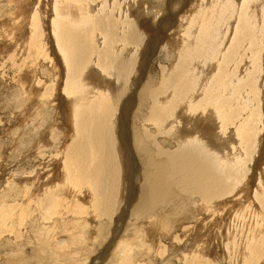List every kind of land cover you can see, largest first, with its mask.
<instances>
[{"label": "bare ground", "instance_id": "1", "mask_svg": "<svg viewBox=\"0 0 264 264\" xmlns=\"http://www.w3.org/2000/svg\"><path fill=\"white\" fill-rule=\"evenodd\" d=\"M179 15L176 27L172 17ZM147 16L160 34L172 36L163 48L160 77L143 81L159 47L144 28ZM29 20L24 48L19 41L22 51L0 47V74L14 69L24 89L23 98L20 93L14 99L19 112L7 118L23 139L22 119L29 116L34 147L24 148L23 175L8 177L10 202L0 205L15 215L38 212L40 222L43 213L63 218V210L72 212L77 217L70 222L83 225L74 238L93 245L90 251L99 239L96 220L118 217L128 227L105 249L122 264L134 261L136 236L149 246L157 242L151 223L168 232L159 216L164 210L181 213L166 215L184 225L181 236L174 235L178 244L198 228L191 223L218 219L226 258L264 264V174L253 195L250 182L264 146V0H37ZM2 128L0 137L11 129ZM32 152L43 156L42 168L31 169ZM51 164L62 169L51 175ZM45 226L33 229L50 248ZM190 243L180 254L185 264H213L210 248L195 250Z\"/></svg>", "mask_w": 264, "mask_h": 264}, {"label": "rangeland", "instance_id": "2", "mask_svg": "<svg viewBox=\"0 0 264 264\" xmlns=\"http://www.w3.org/2000/svg\"><path fill=\"white\" fill-rule=\"evenodd\" d=\"M18 1L21 2V4L19 3L20 6L17 3V0L16 1L15 0H0V17H1L0 18L1 19L0 20V24H1L0 25V34L1 35L3 34L2 38H0V47H4L7 53H10V51H12V50H15V51H18V49H19V51L23 50V49L19 48L18 46L21 47V45L23 44V48H24V45H25V42H26L25 37H27V35L29 33V27H30L29 18L32 16V13L34 12L35 4L37 2V0H34V1H32V3H30L28 5L27 1H29V0H18ZM9 3H11L12 5H10ZM7 6H8V8H6ZM4 10L7 11V12L5 13ZM16 10L17 11L20 10V11L19 12H15ZM183 14H184V12H183ZM9 15H10V17H9ZM6 16H7V18H6ZM20 17H24V18H20ZM179 17H180V15L177 18L176 17H172L173 21H174L173 24L176 27L179 26V24L181 22V18H179ZM17 18H19V19H17ZM25 19L27 20V22H26ZM142 19H144V21L142 20L143 24H144V28L145 27L148 28L153 34L150 38L153 39V38L157 37V44L159 43L158 44L159 47L157 49L155 57L152 59L150 65L148 66L147 71H146V73L144 75V78H143L144 80L143 81H146L148 76H155L157 74L160 77L159 64L163 63V61L166 60V54H167L166 50L163 49V48H164L165 43L171 38L172 35H170V33L165 32V31L162 32L161 33L162 35H161L158 32L157 27H155L156 24L153 25V22L151 21L152 19L150 20V17L147 16V17L142 18ZM148 19H149V21H148ZM19 20H21V21H19ZM46 22L48 23L47 20H46ZM46 25H48V24H46ZM19 28H21V29H19ZM1 35H0V37H1ZM173 36H175V35H173ZM20 39H22V40H20ZM19 41L22 44L19 43ZM15 45H16V47H15ZM53 48L56 51V48H55L54 45H53ZM0 63H1V61H0ZM13 70L14 69H12V70L11 69H7L6 70V74L3 73L4 74L3 76H2V74H0V123H1L0 126H1V129H3L2 126L5 124V126H8V127L11 128V129L8 130V132H9L8 135L9 136L6 135V134H5L6 135L5 136L4 133H3L2 134L3 136L0 137V200H1L0 202H2V203H3L4 199L5 200H9L8 203L10 202V199L7 198V196H6V195L10 194L9 186H6V181H7L8 177L14 176L16 173H20V175H23V173H22L23 166L27 165V160L25 158V155L27 153L26 154H22V152L24 153L26 151L24 148L25 147H29V146L31 147V144H32V147H34V145H33L34 144V135H33L32 132H30L31 129H32V124H29L30 122L28 123V121H30L29 116L27 118H23L22 119L23 125H25V124L27 126L29 125L28 128L31 126L29 129L27 128L26 125L23 126V127H25L24 130L27 128L25 130V132L23 130L22 134L25 136L23 139L20 138L19 135H16V136L14 135L13 131L15 130V128L17 129V126L13 125L12 122H11L12 125H9V123H8V118L7 117L11 113H13V111H14V113H18L19 112V109L16 108V103H15L14 99H17V96L19 98V94L20 93H21V96H22L21 98H23V91H24V89L21 88L20 83H18L17 80L14 79ZM159 77L157 76L156 79H158ZM20 89H22V91H20ZM24 111L27 112L26 108H24ZM46 112H47V110H46ZM46 112H45V114H46ZM21 115L23 117L27 116L26 114H24V115L21 114ZM46 115H48V114H46ZM25 119H27V120L25 121ZM49 120H50V117H48L47 121L49 122ZM3 121H4V123H3ZM65 122H66V120H65ZM49 124H50V122H49ZM20 125H22V124H20ZM5 137H7V138H5ZM55 137L60 139L61 136H58L56 134ZM61 138H63V137H61ZM49 141H52V140L49 139ZM14 147H16V148H14ZM260 150L261 151H260L259 157L255 158V160H254V162L257 161L256 166L253 169L254 171L252 170L251 174H250V176H251L250 177V182L252 184L251 195H253V193L255 192V189H256V187L258 185L257 178H258L259 173H263L264 174V146H263V144H262V147H261ZM8 153H10V155ZM33 154H34V152H32L31 156H32V158L34 156H36L35 157L36 161L34 162V165L31 167V169L33 167L35 168L36 166L40 167L38 162L40 164L44 162L43 161V156H42V158H40V156L35 155V154L33 155ZM45 156L48 157V154L45 155ZM49 157H50V155H49ZM254 162H253L252 166H254ZM51 167H52V169H50ZM40 168H42V167H40ZM49 169H50L51 175H53V174H56V172H54L55 170L56 171L58 169L61 170L62 168H61V165H59V164H51ZM12 170H13V172H12ZM51 170H53V173H52ZM50 172L48 174H50ZM126 186H128V184H126ZM138 186L139 185L137 184V187ZM128 188H129V191H128V193H129L131 191V187H127V189ZM171 199H174V198H171ZM21 204H23V202ZM179 207H183V206H179ZM195 207L198 208L199 206H195ZM0 210H1L0 212L2 213L1 217H0V264H42V263L43 264H47L48 262H49L48 264H76V263L72 262V260H74L75 258L80 259L78 264H94V262H96L95 264H113V263L122 264V263H120V260L111 261L110 258H111V252H112L111 250L112 249L110 251L105 249V246L107 244L106 241L110 242L109 244H111V245L115 244L117 239L120 238V236H118V235H120L119 232L123 233L124 232L123 229H125V227H128V226H125V224L123 222L120 223V221H118V217H117V219L115 221L106 220V219H103V220H98L97 219L96 220V218L94 219V222L96 220L94 226L96 227L97 238H99V239L95 242L94 248L90 251L89 247H91L93 245L88 244L86 240H84L83 242L77 243L75 238H74V233H77L78 231H80V228H83V225H81L82 223H80V222H78V223L70 222V219H73V218L77 217L72 212L68 213L67 210L66 211L63 210V212H64L63 215L67 216V217L64 216L63 218H62V216L58 215V212H56L51 217L53 219H51L48 216V214H46V213L44 214L43 213L44 220L41 219V222H40V218H39L40 214L38 212L33 213V215H32L33 217L32 216L29 217V214L27 213L26 215H27V217H29V218H27L26 215L23 216L21 213L15 215L13 210H10L7 207V205H4V206L0 205ZM3 210H5V212H3ZM160 211H161V209H160ZM171 212H173L175 214H178V216L181 215L180 212L177 213L175 211H172L171 209L164 210V212H161V214L159 215L161 217V221L165 222L164 224H167V226L169 224L167 229H165V230H168L167 233L165 231L162 232V230H164L163 229L164 225H161L159 223L158 224H154V223L150 224V225H152V226H150V231L152 230V232L154 234H156V237H158V240H157V242L155 244H153L152 246H149V244H151V243L146 238L144 239L143 236L142 237L140 236V238H138V236H136L137 240L135 239L134 240L135 242L132 243V246H133V249H134L135 252H133V249L131 250V252H132L131 254H133V258H134V259L132 258V260H134V261H132L130 264H185L184 261L182 259H180L181 255L183 254L181 252H183V251L188 249V247H185V246H188V243H190V242L187 243V241L189 239H191V238H192V241H193V244L190 243L191 245H193L191 247L192 249H195V246H197V245H199V247L197 246L196 249H199V248L201 249L202 247H206L207 250H208V248H210L208 250V252H210V257L213 260L212 261L213 264H216V263H218V264H228V263L229 264H233V262H235L234 264H237L239 262L236 258L232 259L231 261H230L229 258H226L227 251H226V249H224V245H223L225 238L222 235L220 236V229H217L218 228L217 224H215V221L217 222L218 219L217 220H212L211 222L209 221L207 223L204 222L205 224L201 223V225H199V223H197V222L191 223V224H195L193 226H197L198 225L197 226L198 228L195 230L194 234L191 235V233H190L191 237L188 235V239L187 240L184 241L182 239L184 241V243L178 244V241H175V239H176L177 235L181 236V234L183 233L184 225H182V223H179V222L172 224L169 221V219H167L168 217L166 216L167 214H171ZM3 216H5V219H4ZM7 216H8V219H7ZM48 217H49V219H48ZM53 220H54V222H53ZM105 220H106V222H105ZM151 220H153V218H148L147 221L149 222ZM156 220H153V221H156ZM15 221H16V223H15ZM60 221L63 222V223H61ZM157 221L160 222V220H157ZM39 222H40V224H39ZM108 223L109 224L111 223L113 226L110 224V226H111L110 227ZM41 224H43V225L40 226ZM58 224H59V226H58ZM184 224H186V223H184ZM22 225L23 226L26 225L27 227L26 226L23 227ZM45 225L48 226V227H46ZM116 225H118V226H116ZM225 225H226L225 222L222 223V226H225ZM231 225H230V222H227V228L233 227V224H231ZM20 226H22V227H20ZM43 226H45L46 229H48L47 230V234L49 236H51V238H48V242L50 243V246L52 245L50 248H47L45 246L44 243H46V240H45V237H44V239H42V232L37 233L38 229L40 230V228L41 227L43 228ZM50 226L51 227L54 226V227L51 228ZM103 226H104V229H103ZM13 227L14 228L16 227L17 229L16 228L14 229ZM158 227H161V229H159L160 233L158 231ZM178 227H179V229H177ZM12 228H13V230H11ZM33 228H38V229L34 230ZM42 228H41L40 231H42ZM168 228H170V230ZM171 228L173 230H176V231H173ZM174 228H176V229H174ZM54 229H56V230H54ZM8 230L9 231L11 230V231L9 232ZM15 230H17V231H15ZM24 230L25 231L28 230L27 231L28 235L26 234L27 232H25ZM48 231H49V233H48ZM56 231H58V232H56ZM179 231L181 233H179ZM29 232H30V234H29ZM52 232H54V233H52ZM15 233L16 234L18 233L19 235L17 234L18 235L17 236ZM15 235L17 237H19V239H17V237ZM53 235L55 237L58 236L57 238L59 240L57 238H53ZM103 235H105V236H103ZM109 235H110V237H109ZM174 235H176V237ZM33 236H34V238H33ZM163 237H165V238H163ZM174 237H175V239H174ZM182 238H184V236H182ZM34 239H35V242H34ZM55 239L58 241V243H57V241H55ZM67 239H69V240H67ZM138 239L141 242H139ZM142 239H143V241H146L144 243H146L147 246L146 245L143 246L144 243H143ZM208 240H209V242H208ZM114 241H115V243H114ZM28 242H29V244H28ZM159 242H160V244H157ZM174 242H175V244H174ZM200 242L203 243V244L201 245ZM33 243H35V245ZM59 243H61V244H59ZM72 243H74V244H72ZM82 243H83V245H80ZM195 243H197V244H195ZM41 244H43L44 246L41 245ZM54 244H57L56 248L54 247ZM101 245H103V246H101ZM36 246H40V247H38V249H36ZM62 246L64 247V249H63ZM153 246L154 247L156 246V249ZM159 246H161V247H159ZM163 246L166 247V248H164ZM52 247H54V248H52ZM142 247H143V249H142ZM144 247H145V250H144ZM66 249H67V251H66ZM104 250H106V251H104ZM157 250H159L160 253L157 252ZM41 252L43 253L42 255H41ZM103 255H104V257H103ZM76 256H78V257H76ZM99 257H101V258H99ZM39 258H41V259H39ZM44 258H46V259H44ZM107 258H109V259H107ZM118 258H119V256H118ZM47 259H48V261H47ZM84 259H85V261H84ZM101 260H103V261H101ZM224 260H225V262H224ZM7 261H8V263H7Z\"/></svg>", "mask_w": 264, "mask_h": 264}]
</instances>
